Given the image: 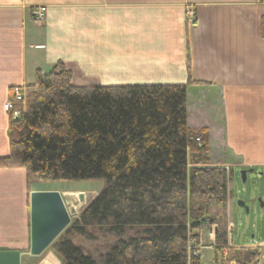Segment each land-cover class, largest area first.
I'll return each mask as SVG.
<instances>
[{
    "label": "crops",
    "instance_id": "obj_1",
    "mask_svg": "<svg viewBox=\"0 0 264 264\" xmlns=\"http://www.w3.org/2000/svg\"><path fill=\"white\" fill-rule=\"evenodd\" d=\"M37 8L41 23L31 20ZM57 63L76 87L198 83L186 88V126L206 133L207 167L228 174L219 245L228 228L236 243L245 200L256 217L251 227L244 211L239 236L264 241V0H0V159L9 156L3 106ZM238 172L246 173L244 198ZM30 186L25 170L0 168V252H19L20 264H62L55 252L28 255L29 193L43 192ZM210 230L195 232L204 264L213 259Z\"/></svg>",
    "mask_w": 264,
    "mask_h": 264
},
{
    "label": "trees",
    "instance_id": "obj_2",
    "mask_svg": "<svg viewBox=\"0 0 264 264\" xmlns=\"http://www.w3.org/2000/svg\"><path fill=\"white\" fill-rule=\"evenodd\" d=\"M190 84L76 87L57 63L36 74L23 103L12 100L20 114L9 117L0 168L25 170L28 183H104L69 231L116 240L94 259L60 239L62 264H197L196 231L215 225L224 241L227 173L207 167L206 133L186 126Z\"/></svg>",
    "mask_w": 264,
    "mask_h": 264
},
{
    "label": "water",
    "instance_id": "obj_3",
    "mask_svg": "<svg viewBox=\"0 0 264 264\" xmlns=\"http://www.w3.org/2000/svg\"><path fill=\"white\" fill-rule=\"evenodd\" d=\"M251 173V172H249ZM245 172L241 180L245 182ZM85 202V195L76 196L58 192L29 193V247L30 257H39L70 225L77 214V206ZM248 214L243 203L238 204ZM0 264H20L17 251L0 252Z\"/></svg>",
    "mask_w": 264,
    "mask_h": 264
},
{
    "label": "rangeland",
    "instance_id": "obj_4",
    "mask_svg": "<svg viewBox=\"0 0 264 264\" xmlns=\"http://www.w3.org/2000/svg\"><path fill=\"white\" fill-rule=\"evenodd\" d=\"M23 99H24V93L21 92ZM24 102V101H23ZM23 106V105H22ZM24 108V106H23ZM8 114V113H7ZM9 117L10 114H8ZM12 119V118H11ZM208 157V156H207ZM227 173V172H226ZM227 179H228V174H227ZM242 180H241V176H240V172H238L236 174V184L237 187L240 191H242V193L240 194L241 198H244V194H243V190H244V186L241 184ZM31 183V188H38V190H42L43 192H58L61 194H68V195H74L76 196L79 193H83L85 195V202L81 205L77 206V214L73 217H71V223L70 225L64 230V232L53 242V244H55L56 242H58L60 239H65L70 241L74 246L79 247L81 250H83V253L86 255H89L91 257H93L94 259H97L100 255L104 254L106 252V247L108 245H110L111 243H113L116 239L112 236H108L105 235L103 233L102 230L99 229H88L87 232L88 234L93 235V239H88L87 237L84 236H78L77 234H75L73 231H69L72 224L78 220V217L81 213V211L85 208L86 205H88L93 198L101 191V189L103 188L104 183L101 181H83V182H63V181H39V182H30ZM34 184V185H33ZM246 188H249L250 185L249 183L245 185ZM37 192V191H36ZM41 192V191H38ZM246 201V207H248V200ZM244 202V201H242ZM250 212H249V224L251 227H253L254 222H255V213L254 210L250 207L249 208ZM241 212V216H240V224L242 226L241 230L243 229V227H245L246 224H248V220L243 210H239ZM258 218V216H257ZM256 218V219H257ZM235 222L236 224L239 223L238 221V217H235ZM211 230L217 231V228L215 225H211ZM226 229V228H225ZM240 229H238L237 232V237L236 238V245H241L243 244V240L241 239V237L239 236V234H242V231ZM237 231V229H236ZM216 234V233H215ZM235 234V233H234ZM127 236H132V231L131 232H127L126 237ZM202 244H207V240L206 238H203L202 240ZM248 244V242L246 243ZM243 244V245H246ZM200 248H202L200 246ZM48 252H55V250L53 249V245H51L48 249ZM55 254H57L55 252ZM202 252L201 253V261L202 264L205 263L204 258H206L205 255ZM58 256V255H57ZM59 257V256H58ZM208 258H210V256H208Z\"/></svg>",
    "mask_w": 264,
    "mask_h": 264
},
{
    "label": "built area",
    "instance_id": "obj_5",
    "mask_svg": "<svg viewBox=\"0 0 264 264\" xmlns=\"http://www.w3.org/2000/svg\"><path fill=\"white\" fill-rule=\"evenodd\" d=\"M31 20L35 23H41L44 21L45 9L37 8L30 13ZM186 22L190 27L196 25L195 13L192 10L186 12ZM13 100L15 103H23L24 99L20 91H14ZM3 110L10 114L11 118L16 119L20 111L13 110L12 102H8L3 106ZM195 142L199 143V139ZM212 227V226H211ZM231 228H228V235L226 243L218 245L216 242L212 245L213 259L207 264H264V241L256 242L250 240L248 244L238 246L233 243V239L230 232ZM215 230H210L209 236L214 237ZM200 246L194 240L189 242L188 251L194 259L197 260V264H201Z\"/></svg>",
    "mask_w": 264,
    "mask_h": 264
}]
</instances>
